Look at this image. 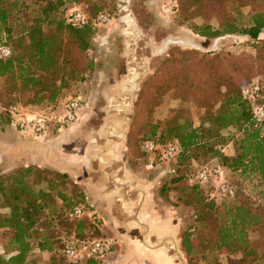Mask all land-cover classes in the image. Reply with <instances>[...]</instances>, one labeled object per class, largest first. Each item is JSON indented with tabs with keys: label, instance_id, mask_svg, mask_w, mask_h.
Here are the masks:
<instances>
[{
	"label": "trees",
	"instance_id": "16d2710c",
	"mask_svg": "<svg viewBox=\"0 0 264 264\" xmlns=\"http://www.w3.org/2000/svg\"><path fill=\"white\" fill-rule=\"evenodd\" d=\"M82 1L38 0L40 6L37 15L25 31L14 36L11 22L22 9V2L0 0V45L10 50V56L0 60V78L10 79L12 85L19 81L22 92H31V96H26L20 104L22 107L53 112L60 107L61 94L68 88V81L75 78L81 80L91 73L93 65L86 58V52L90 48V37L95 33V20L100 12L95 13L97 8L93 4L86 11L74 5ZM204 1L215 3L218 0ZM239 6L234 7L235 17L219 19L217 28H211L203 20L201 26H192V33L207 39L237 34L256 41L264 30V5L247 14L244 26L239 23ZM71 7L79 8L84 14L85 22L82 25L66 24L63 18L57 17L59 11L65 12ZM260 53L257 54L258 59ZM183 58L165 60L163 73L166 77L160 70L156 71L155 76H159V79L163 77L165 90L162 93L175 94L179 100L189 99L202 107L204 112L196 127L184 118L161 122L160 127L156 123L149 125L141 143L151 141L159 146L175 144L177 147L171 159L176 167L173 176L163 182L158 193L163 196L176 187L178 202L190 207L195 220L203 221L206 225H211L210 216L215 205L230 203V206L222 208L220 220L212 225L214 237L211 246L229 257L226 264H264V120L256 122L254 106L240 96L242 87L255 88L254 105L264 110V85L253 80L251 74L238 71L241 64L236 62L237 59H232V62L224 58L199 59L195 64L196 74L189 76L191 65L187 64L186 57ZM219 62H225L223 71H218L219 66L216 65ZM166 64L175 66V69L166 70ZM177 65L181 67L180 73L176 70ZM65 71L69 74H65ZM146 86L143 83L137 98L140 99ZM12 91L13 88L10 93H14ZM157 93L161 98V91ZM9 97V103H0V115L5 117L6 124H9L8 108L18 104L13 94ZM162 126L169 129L164 130ZM157 132L158 137L154 139ZM227 144L234 148L231 155L223 152ZM154 157L159 158L158 153H154ZM193 159L215 161L224 174L233 176L230 182L224 179L230 191L227 198L211 199V186L199 185L184 170H179ZM16 169L0 177V210L3 211L0 213V230L7 237L0 253V264H30L27 257L32 249L48 253L49 264H68L61 253L66 243H86L101 238L97 235L87 238L86 234H93L92 231L96 229L91 222H87L88 218L70 216L74 206L85 209L81 191L66 192V188H58L54 178L37 174V167ZM34 172H37L36 182L44 183L45 189L29 184L28 178ZM58 177L65 187L66 176L60 174ZM38 221L43 223V230L38 227ZM248 230L259 233L261 246L249 241ZM80 233L85 235L84 239L77 238ZM179 246L186 264H190V234H182ZM97 262L91 259L84 264Z\"/></svg>",
	"mask_w": 264,
	"mask_h": 264
},
{
	"label": "rangeland",
	"instance_id": "374dc122",
	"mask_svg": "<svg viewBox=\"0 0 264 264\" xmlns=\"http://www.w3.org/2000/svg\"><path fill=\"white\" fill-rule=\"evenodd\" d=\"M20 1L22 2V9L18 11L11 22L14 36L25 31L26 27L37 15L40 6L38 0ZM90 4L96 6V14L99 12L103 13L108 19L102 24H95V33L90 37V48L86 52V58L92 61L93 68L89 76H84L81 80H76L75 78L72 81H68V88L64 89L61 94V103L67 98L80 96L82 101L79 111L86 106V102H89V108L95 116L89 123L92 129V142L97 145L92 148L95 154L94 152L90 153L91 156L93 154L94 156L89 164V168L80 172L77 175V180L80 183H89L91 190H96L94 187L99 184L98 182L105 183V178L101 176L102 173H99L97 170L98 165L96 164L97 160L95 156L96 152L98 153L97 150L100 147L103 135L110 129L108 128L107 131L106 123H104V119L107 117L103 111L106 99L96 89L117 91L119 85V87L123 86L127 73L132 72L131 68H134V71L137 70L138 72L134 90L132 92H124L123 96L120 93L115 94L118 96V98L114 99L117 104H120L122 107L128 104L125 110L126 114L122 116L125 117L126 121L122 125L121 130H117L114 134L106 133V139L110 141L109 148L116 149L110 150L105 147V154H111V151H114V154L119 155L126 167L125 172L121 173L122 178L129 180L131 186L145 189L148 213H153L151 210L153 209L154 213L161 218L171 219L172 224L175 225L174 234L178 241V246L182 234L184 232L190 234L192 245V252L189 257L190 264H226L229 257L221 250H215L211 246L214 237L212 225L220 220L222 208L230 206V203L215 205L211 211V225H206L203 221L197 222L193 210L178 202L176 187H173L175 189H172L163 196H160L158 193V189L163 182L173 176V170L176 168L173 160L167 162L160 160L158 157H147L140 151V143L146 136L144 134L148 131L150 124L156 123L160 127L161 122L184 118L188 119L193 127H196L204 112L202 107L194 104L189 99L179 100L180 98L175 94L162 93L165 90V86L162 85L163 77L161 76L159 79V76H155V73L157 70H160L161 74L166 77L163 69L165 66L164 62L167 59L175 57L176 59H184L183 56L186 57L187 64L191 65V75L189 76L196 74L197 68L195 64L199 59L212 58L216 60L224 58L229 62H232V59H237L236 62L241 64L238 71H241L242 74H251L253 80H257L260 84L264 85V59H262L264 34H261L264 30L258 35L256 41H251L249 38L237 34L217 39H207L194 35L191 29L194 25L201 26L204 22L203 20L207 21L211 28H217V21L219 19L225 16L228 18L235 17L234 7L237 5H240L238 10L241 13L239 23L244 26L247 21V14L251 10L264 5V0H218L215 3H207L204 0H129L127 11L132 18V41L121 36L120 25L117 21V0H83L74 5L86 11V8ZM65 12L63 10L59 11L57 17L62 19ZM260 51L259 57L262 60L257 58V54ZM95 60H97V63L94 62ZM224 63L219 62L216 65L219 66L218 71L224 70ZM95 65H98V68L101 69V76L95 75ZM174 67L166 64V70L171 68L173 71ZM176 70L180 73L181 67L177 65ZM64 73L69 74L67 71ZM122 79L124 80L120 82ZM158 80L160 81L156 84L155 82ZM200 81L198 78V82ZM12 82L8 78H0L1 104L9 103V96L11 94L14 95L19 105L23 103L26 96H31L30 91L22 92L19 81H15L14 85H12ZM143 83H146L147 86L143 90L144 92L142 91L139 99L137 97ZM12 88L14 89L12 92L14 93H10ZM159 90L163 94L161 98L157 96ZM90 92L93 94L92 99L89 98ZM106 109L110 108L106 107ZM113 110L111 109V111ZM42 112L45 114L49 113L48 110H43ZM0 125H5V117L3 115H0ZM50 127L48 126V129ZM59 127L63 128L64 126ZM162 129L167 130L169 128L162 126ZM94 131H98V134H101V136L95 134ZM158 134L159 132H157L154 139L158 137ZM83 144H81V146L83 145L82 149L86 152L88 150L86 142ZM233 149L231 144H227L223 148V152L230 154L234 152ZM117 165H120V163ZM203 165H215V161L193 159L186 166L179 167V170H184L185 174L190 178L194 171ZM17 168L15 169H21L20 167ZM114 171L118 175L116 172L120 173L121 170L119 168ZM8 173L10 172L0 173V177ZM36 173H32L28 178L29 184H32L34 188H46L44 183L38 184L36 182L37 174H40L45 177L54 178L58 188H66V192L73 191L76 193L81 191L79 185L82 183L77 185L73 179L66 175V179L64 180L66 186L63 187L62 179L58 177L60 174L40 168L39 172ZM105 177L106 189L112 190V184L116 181H113L107 175ZM223 179L230 182L233 176L223 173ZM71 183L74 185L72 186ZM91 184L94 186H91ZM83 204L85 209L93 214L91 219H87V222H91L96 228L92 231L93 234H86L88 235L87 238H94L96 237L95 235L101 237V233L98 230L101 225L102 229H104L103 238L109 239L112 243V248L115 249L116 237L102 224L101 218L97 216V212L85 203L84 195ZM0 213L2 214L3 211L0 210ZM145 213L147 212L142 211L141 214L144 217L141 218H145ZM129 217L127 219L121 216L119 219L134 221L136 218L134 214L129 215ZM87 222L86 224H88ZM38 227L40 230H43L44 227L41 221H38ZM117 230L122 232L120 228H117ZM129 235L133 234L130 233ZM77 238L84 239L85 235L80 233L77 235ZM248 238L252 244L262 245V239L257 231L248 230ZM6 241L5 232L0 230V253ZM179 251L182 253L180 246ZM48 259L49 254L41 255L35 249H32L27 257L30 264H49Z\"/></svg>",
	"mask_w": 264,
	"mask_h": 264
},
{
	"label": "crops",
	"instance_id": "0c3cea01",
	"mask_svg": "<svg viewBox=\"0 0 264 264\" xmlns=\"http://www.w3.org/2000/svg\"><path fill=\"white\" fill-rule=\"evenodd\" d=\"M261 34H264L261 33ZM97 63V60L94 61ZM100 64V63H99ZM134 68H131V70ZM137 75V70L133 71ZM124 80V84L128 78ZM95 75L101 76L102 71L95 65ZM124 84L117 88V91L106 89H96L106 99V105L103 109L107 115L104 119L106 128L110 129L108 134L115 133L122 129L126 114L124 106L114 101L118 98L116 93L126 92ZM95 93V90H94ZM92 99V92L89 93ZM109 107L110 109H106ZM29 108V111H31ZM60 110V107L58 108ZM111 109L113 111H111ZM89 108V102L81 108L77 119L70 125L63 128L52 125L47 133L42 137H32L21 135L16 132L9 124L0 125V173L9 172L17 167L34 166L40 169L53 171L57 174H64L73 179L74 183L81 184L77 178L78 174L89 168L92 157L95 154V145L92 140V129L89 123L94 114ZM98 136V131H94ZM106 133L103 135L102 142L96 152V164L98 172L105 178L104 182H98L96 190H91L89 183L84 182L81 185V192L84 195V201L92 207L97 216L101 218L102 224L107 227L116 237V243L107 258L97 262V264H186L185 258L179 251L178 241L175 237V225L171 219L161 218L154 213H148L146 207L145 189L137 186H131L129 180L122 178L121 173L125 172V165L119 155L105 154L106 148H109V140L106 139ZM111 134V136H113ZM110 138V137H109ZM86 142L88 150L82 149ZM81 144H83L81 146ZM114 145V144H113ZM82 149V150H81ZM94 152L91 156L90 153ZM230 153L229 155H231ZM99 156V158H98ZM120 163V165H117ZM120 168V173L114 170ZM108 171V172H107ZM108 173V174H107ZM111 177L113 181L112 190L106 189V177ZM92 183V182H91ZM91 186H94L91 184ZM93 211L94 213H96ZM145 211V218L142 213ZM136 216L134 221H123L119 218L129 215ZM130 218V217H129ZM135 222V223H134ZM117 228L122 229V232ZM101 237H104L101 225L98 229ZM132 233L133 235H129ZM37 253L46 255V252ZM45 253V254H44Z\"/></svg>",
	"mask_w": 264,
	"mask_h": 264
},
{
	"label": "built area",
	"instance_id": "2783aa9c",
	"mask_svg": "<svg viewBox=\"0 0 264 264\" xmlns=\"http://www.w3.org/2000/svg\"><path fill=\"white\" fill-rule=\"evenodd\" d=\"M66 24L82 25L85 22V16L77 7H71L63 15ZM107 16L100 13L96 17V24L106 22ZM10 56V50L6 46L0 45V60H5ZM255 88L242 87L240 90L241 98L245 99L249 104L254 106L253 117L256 122L264 120V110L254 105ZM81 97L67 98L60 104V110L45 114L43 110L24 108L21 105H13L8 108L9 125L21 135L32 137H42L48 131V126H65L74 123L78 116L81 105ZM141 151L150 158L154 153H158L159 159L170 161L176 153L175 144H166L159 146L151 141H143L141 143ZM224 170L217 165H203L191 175V179L202 186H211L209 197L211 199H225L230 195L228 186L223 179ZM217 184H216V183ZM214 184V186H213ZM70 216L72 218H80L82 216L90 219L93 214L89 210L83 209L81 206H74L71 209ZM112 251V243L109 239L103 237L93 239L89 242L71 241L66 243L62 250V256L68 264H84L86 261L96 259L104 260Z\"/></svg>",
	"mask_w": 264,
	"mask_h": 264
},
{
	"label": "water",
	"instance_id": "95a60500",
	"mask_svg": "<svg viewBox=\"0 0 264 264\" xmlns=\"http://www.w3.org/2000/svg\"><path fill=\"white\" fill-rule=\"evenodd\" d=\"M129 0H117V21L120 25V33L121 36L127 40H133V34L131 32V24H132V18L130 13L127 11ZM133 59V58H132ZM134 70L132 69V72L128 74V78L124 84L125 89H127V92H132L135 87V81L137 80V75ZM128 104L124 106L125 110ZM126 121V120H124Z\"/></svg>",
	"mask_w": 264,
	"mask_h": 264
},
{
	"label": "bare ground",
	"instance_id": "6f19581e",
	"mask_svg": "<svg viewBox=\"0 0 264 264\" xmlns=\"http://www.w3.org/2000/svg\"><path fill=\"white\" fill-rule=\"evenodd\" d=\"M132 25V24H131ZM132 27V26H131ZM132 29V28H131Z\"/></svg>",
	"mask_w": 264,
	"mask_h": 264
}]
</instances>
